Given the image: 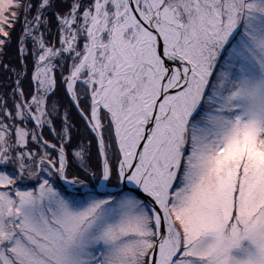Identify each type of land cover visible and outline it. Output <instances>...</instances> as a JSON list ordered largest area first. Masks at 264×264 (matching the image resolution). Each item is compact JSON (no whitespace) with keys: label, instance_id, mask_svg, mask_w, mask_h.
I'll return each mask as SVG.
<instances>
[{"label":"snow or ice","instance_id":"1","mask_svg":"<svg viewBox=\"0 0 264 264\" xmlns=\"http://www.w3.org/2000/svg\"><path fill=\"white\" fill-rule=\"evenodd\" d=\"M0 264H264V0H0Z\"/></svg>","mask_w":264,"mask_h":264}]
</instances>
